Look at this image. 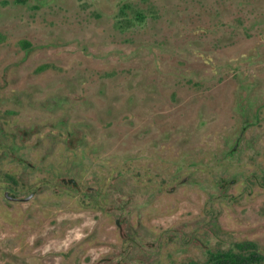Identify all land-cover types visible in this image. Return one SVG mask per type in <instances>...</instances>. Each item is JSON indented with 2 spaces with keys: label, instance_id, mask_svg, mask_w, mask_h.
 <instances>
[{
  "label": "rangeland",
  "instance_id": "1",
  "mask_svg": "<svg viewBox=\"0 0 264 264\" xmlns=\"http://www.w3.org/2000/svg\"><path fill=\"white\" fill-rule=\"evenodd\" d=\"M247 242L264 256V0H0V264Z\"/></svg>",
  "mask_w": 264,
  "mask_h": 264
},
{
  "label": "trees",
  "instance_id": "2",
  "mask_svg": "<svg viewBox=\"0 0 264 264\" xmlns=\"http://www.w3.org/2000/svg\"><path fill=\"white\" fill-rule=\"evenodd\" d=\"M254 248L251 243H240L233 249L211 253L206 264H264V256Z\"/></svg>",
  "mask_w": 264,
  "mask_h": 264
},
{
  "label": "flooded vegetation",
  "instance_id": "3",
  "mask_svg": "<svg viewBox=\"0 0 264 264\" xmlns=\"http://www.w3.org/2000/svg\"><path fill=\"white\" fill-rule=\"evenodd\" d=\"M33 193L29 194L28 196L24 197V198H21V197H18V196H15L9 192H5L4 193V197L7 201L11 202V203H20V202H27L29 201L32 197H33ZM249 243V242H247ZM252 244V243H251ZM254 245V244H253ZM222 250H212V251H209L208 252V256L206 258V260L204 262H195V261H190V262H187V263H183V264H206L208 259L211 257V253L212 254H215L217 252H220Z\"/></svg>",
  "mask_w": 264,
  "mask_h": 264
}]
</instances>
